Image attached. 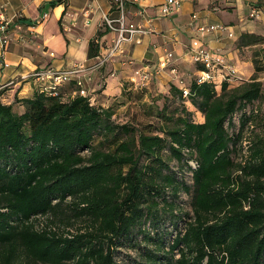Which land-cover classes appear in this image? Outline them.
Listing matches in <instances>:
<instances>
[{"label":"trees","instance_id":"16d2710c","mask_svg":"<svg viewBox=\"0 0 264 264\" xmlns=\"http://www.w3.org/2000/svg\"><path fill=\"white\" fill-rule=\"evenodd\" d=\"M260 45L264 32H243L235 43ZM99 53L91 41L89 57ZM258 56L256 74L264 50ZM157 80L122 93L148 97L136 104L157 126L116 124L117 99L92 105L73 95V84L56 93L41 84L13 103L3 97L8 86L0 89V264H116L117 249L139 246L138 235L163 250L164 215L175 235L166 253L143 254L150 264H264V140L250 143L243 162L234 158L258 113L246 109L263 96L262 82L195 77L161 90ZM176 101L183 106L170 110ZM238 112L239 130L231 132ZM184 169L189 182L178 176ZM183 192L190 212L179 202ZM78 223L77 233L68 229Z\"/></svg>","mask_w":264,"mask_h":264},{"label":"crops","instance_id":"0c3cea01","mask_svg":"<svg viewBox=\"0 0 264 264\" xmlns=\"http://www.w3.org/2000/svg\"><path fill=\"white\" fill-rule=\"evenodd\" d=\"M252 1L262 2L260 7L264 10V0H250ZM125 2L127 24L141 25L148 33L125 42L123 51L94 74L91 87L99 104H105L106 101L111 103L121 98L126 87L133 83L135 71L146 64H157L167 51L173 54V66L178 68L179 75L174 76L167 69L153 77L158 78L157 86L166 90L168 82H176L178 79L186 84L187 76L192 72L196 77L199 71L190 51L194 39H199L211 52L225 56L226 61V54H230L229 64L236 66L239 49L233 45L240 35L234 39L235 35L230 37L228 32L203 33L194 24L203 16L213 21L211 19L219 18L227 11L225 9L233 11L236 7L223 6L221 0H183L180 10L170 16H161L159 8L165 0ZM250 2L247 3L248 6L253 4ZM4 4L10 18L8 37L11 41L5 49H2L0 41V58L6 60L10 67L0 69V88L13 82L3 92L7 103H13L16 98L32 97L36 93L41 84L29 77L33 71L67 69L75 63L90 64L95 58L89 57L90 42L95 40L103 54L110 49L117 37L116 32L103 26L105 15L119 17L115 0H0V11ZM214 4L220 7L216 8ZM44 14H48V17L45 18ZM243 21L241 33H263L264 14L260 19H252L253 23H248L247 19ZM213 24L220 23L212 22L209 25ZM159 45L164 47L160 54L156 50ZM187 66L194 70L187 71ZM236 69L240 73L237 66ZM110 77L117 78L111 88L108 87Z\"/></svg>","mask_w":264,"mask_h":264},{"label":"built area","instance_id":"2783aa9c","mask_svg":"<svg viewBox=\"0 0 264 264\" xmlns=\"http://www.w3.org/2000/svg\"><path fill=\"white\" fill-rule=\"evenodd\" d=\"M119 17L112 18L107 15L104 16L103 26L110 31L116 32L117 37L114 39V44L105 53H100L94 58L90 64L75 63L67 69L47 68L33 71L29 77L37 80L46 89L57 92L59 87L73 84L75 89L73 95L83 96L88 98L92 105H97V98L95 92L91 87L94 82V74L103 68L115 55L123 51L125 42H130L137 35L148 33V30L141 25L127 24L126 22V2L125 0H115ZM183 0H165L160 6L161 16H170L182 7ZM6 4L2 6L0 11V41L2 49H5L11 39L8 37V28L10 18L6 13ZM249 17L252 19H260L264 14V10L255 4L250 5ZM48 17V14H44ZM200 32H228L230 37L234 34L229 32L228 25L213 24L199 26ZM190 51L193 59L197 64L204 66L202 70L198 71V83L205 82H221L227 76H238L237 69L234 65L227 63L225 56L217 55L205 47L199 40L194 39L190 45ZM8 65L2 58L0 64ZM170 69L174 76L179 75L178 68L173 66V54L169 51L166 52L165 57L157 64H146L142 69L135 71L132 76V82L136 85L148 84L153 77L160 75L163 71ZM234 76V78H235ZM177 78V77H176ZM183 83L182 81H180ZM13 82L4 85L5 88ZM188 95V91H184V96Z\"/></svg>","mask_w":264,"mask_h":264},{"label":"rangeland","instance_id":"374dc122","mask_svg":"<svg viewBox=\"0 0 264 264\" xmlns=\"http://www.w3.org/2000/svg\"><path fill=\"white\" fill-rule=\"evenodd\" d=\"M222 3L224 4L223 6H234L236 8H234L233 11L229 10V9H225L227 11L223 12L222 15L219 16V18L217 19H211L213 21H210V19L206 18L205 16H203L201 19H198L197 22H195V26H204V25H209L212 22L215 23H221V24H226L228 25V27L230 28V31L235 35L234 39L237 38L240 35V29H241V25L242 23H244V19H247L248 23H253L252 19H250L248 17L249 15V11H250V6L247 5L248 2H250V0H231L232 2H227L228 0H221ZM250 3H253L257 6H261L260 4H262V2L260 1H252ZM244 6V7H243ZM261 8V7H260ZM222 12V11H221ZM248 13V14H247ZM202 16V15H201ZM249 19V21H248ZM251 21V22H250ZM256 31H259L256 29ZM264 32V30H263ZM235 46V44L233 45ZM163 45H159L156 50L158 51V54H160L163 50ZM264 50V45H260V46H255V47H250V48H245V49H241L238 52L239 55V59L236 60V66L239 70L240 73H238L237 75L239 77H242L243 79H245L246 81H250L252 80V78L256 77L258 81L262 82L263 84V96L257 100L256 102L252 103L246 110L247 112H253L255 109L258 113H255V119L253 120L252 125H250L248 128H246V134L244 136H246V139H243L242 142H240V144L243 146L238 152L237 154H234V158L237 161H244V159L247 157L248 154V147L250 146V143L257 141L258 138L264 140V69L261 70L260 72H258L256 74L255 71V67H254V62L253 60H260V57L258 56V53L260 51ZM118 55V54H117ZM227 56V62L229 63V60L231 59L230 54H226ZM154 62H156L157 60H152ZM6 62V60H5ZM249 64V65H248ZM235 66V67H236ZM10 65H5L4 63L0 64V69L4 68L7 69L9 68ZM187 71H191L194 69H190V67L188 68V66L186 67ZM248 71V72H247ZM235 75H233L234 77ZM195 76L192 75V72L189 76H187V81L190 82V80L194 79ZM116 79L117 78H112L110 77L108 80V87L111 88L115 83H116ZM239 82H242V80H239ZM169 83V82H168ZM131 87L130 85H128L127 88ZM133 92L135 93H131L128 94L126 96H121V98L116 101H114L113 105L110 104V101H106L105 107L111 105L112 107H114V114L112 116V120L116 123V124H133V125H148V124H156L155 126L159 125L157 118L152 114L153 112H151V115H148V113H145L144 108L142 107H138L137 106V101L138 100H145L144 102H147L148 97H142L141 99L138 97V94L136 93V90L134 88H132ZM99 101V100H98ZM97 101V102H98ZM118 101V102H117ZM123 101V102H121ZM102 103V100L100 101ZM183 102L182 101H176V103L174 104H170V110H174L176 107H182L183 106ZM159 105H161L159 103ZM187 106H189V111L192 112V114L194 116H196V111L194 112V108L193 106H190L187 104ZM193 110V111H192ZM242 115V112H238L235 114L234 116V120H235V126L233 128H230L231 132H236L237 130H239L241 121H240V116ZM197 116L199 117V115L197 114ZM171 167H176L177 163L175 161L170 163ZM182 169V168H181ZM174 170H178L177 168H174ZM180 173L178 176L181 179H185L188 180V182L190 181L189 173H185V169H184V174L183 172L180 170ZM179 202L181 203L182 207L184 208L185 211H189L190 212V196L188 194H186L185 192L181 193L180 198H179ZM39 221L41 223H46L47 218L46 217H40ZM60 224V223H58ZM145 229L151 231L153 229V226L151 225V223L148 221L145 223ZM180 228H183V222L179 224ZM61 229H63L64 226H60ZM79 228H83L82 227V223H78L75 227H70L68 229H70L72 232L77 233ZM160 232L165 234V248L163 250H158V247L155 245L154 242L147 244L145 242H141L142 240V235H138L137 240L140 242L139 246L137 247H132L130 246H121L119 247L116 251V255H115V260H116V264H150L151 262L148 260L147 257L143 256V254L145 252H147L148 250H153L155 253H159V254H164L167 252L168 250V240H171L174 235H175V230L174 227L171 225L170 220L168 218H166V216L164 215L162 221L160 222V226H159ZM168 230H169V236H168ZM153 232V231H151ZM174 234V235H172ZM151 236H155V234H151Z\"/></svg>","mask_w":264,"mask_h":264},{"label":"bare ground","instance_id":"6f19581e","mask_svg":"<svg viewBox=\"0 0 264 264\" xmlns=\"http://www.w3.org/2000/svg\"><path fill=\"white\" fill-rule=\"evenodd\" d=\"M249 65V64H248ZM248 72V71H247ZM238 73V72H237Z\"/></svg>","mask_w":264,"mask_h":264}]
</instances>
